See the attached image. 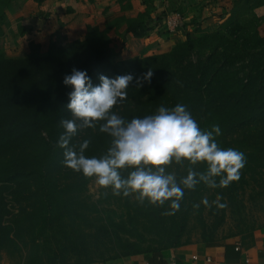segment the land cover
<instances>
[{"label": "trees", "instance_id": "1", "mask_svg": "<svg viewBox=\"0 0 264 264\" xmlns=\"http://www.w3.org/2000/svg\"><path fill=\"white\" fill-rule=\"evenodd\" d=\"M45 1L32 0L37 5ZM11 2L0 0V27L6 25ZM117 2L121 11L132 8L131 0ZM142 3V12L116 20L134 39L148 38L152 24L168 13L184 21V11L171 3L161 13L153 0ZM263 6L264 0H232L213 29L195 27L168 52L146 55L144 50L119 61L111 55L107 32L98 26H87L83 39L67 45L50 41L45 52L33 41L22 57H7L0 49V264L2 254L8 264H112L136 256L161 264L165 251L192 242L195 228L206 245L258 229L240 228L218 238L228 208L264 183V36L255 12ZM73 68L86 71L94 86L100 75H133L127 99L113 109L126 121L155 114L161 105L182 104L202 130L219 125L218 145L246 157L240 179L227 188L201 182L185 189L179 211L170 216L162 214L167 204L141 205L113 196L111 189H99L91 200V181L63 165L64 149L57 144L63 132L59 122L70 118L71 88L63 79ZM149 69L151 81L138 87L136 78ZM83 139H91L88 157H100L109 147L110 137L98 127L78 132L71 144ZM205 169L199 164L194 170ZM187 170V164L175 163L167 169L177 182ZM218 197L225 208L212 203ZM205 198L211 207L202 203Z\"/></svg>", "mask_w": 264, "mask_h": 264}, {"label": "clouds", "instance_id": "2", "mask_svg": "<svg viewBox=\"0 0 264 264\" xmlns=\"http://www.w3.org/2000/svg\"><path fill=\"white\" fill-rule=\"evenodd\" d=\"M152 75L149 69L137 77V86L150 82ZM133 79L131 74L114 79L100 75V83L94 86L86 71L75 68L64 77L63 84L71 88L66 106L70 118L60 120L63 132L57 144L64 149L66 168L93 181L97 190L111 189L113 196L132 198L141 205L167 204L169 210L162 213L167 216L179 211L185 189L194 190L201 182L213 189L227 188L240 179L246 164L244 153L221 148L216 140L222 134L219 125L202 130L186 105H161L155 114L130 121L113 112L115 106L127 99ZM97 127L110 137L109 147L100 157H88L85 152L91 139L76 145L71 141L78 132ZM173 163L188 165L187 175L179 182L175 173L167 171ZM199 164H205L206 169L195 171ZM219 199L212 203L225 208L226 204L219 203ZM202 203L211 207L206 198Z\"/></svg>", "mask_w": 264, "mask_h": 264}, {"label": "rangeland", "instance_id": "3", "mask_svg": "<svg viewBox=\"0 0 264 264\" xmlns=\"http://www.w3.org/2000/svg\"><path fill=\"white\" fill-rule=\"evenodd\" d=\"M61 1L63 3H61L62 6H59L60 9L56 13L53 11L46 16L45 13L47 12L42 9V6L35 5L31 0H13L10 14L8 13L11 31H8L9 33L5 38L0 39V49L5 55L11 58L24 56L28 50L29 42L32 41L40 44L42 52H45L50 41H59L63 45H67L72 38H82L87 23L83 21L82 24H76L75 21L76 25L73 22L69 24V15L71 13H68V4H64L66 0ZM110 1L102 0L98 4L93 5L92 9L95 12L86 11V7H83L85 6L83 5L81 9L85 16L83 19L87 20V22L98 23L97 25H100L99 27L105 30L106 23L103 19L105 14L101 10L104 4ZM140 1L143 0H131L130 2L131 5L135 6L136 11L139 10L141 5L145 6ZM168 3L169 7L171 3V8L178 9L180 10L179 12L184 11V21H180L179 28L175 31L171 32L167 29L164 19L160 24H152L151 28L153 30L149 35L152 39L139 43L140 41L132 39L130 34L126 32L125 27H118L116 30L107 28V31L105 30L111 40L109 47L114 60L119 61L139 56L141 48H148V55L168 52L175 43L183 40V35L186 32L191 33L195 27L213 29L218 24V20L215 18L221 14V11H219V5L217 6L218 10H215L216 2L214 0L201 2H197V0H166L163 7L160 6L156 12L161 13L167 10ZM160 9L162 11H159ZM136 11H134V14ZM88 12L89 16H87ZM255 12L262 19L259 31L261 36H264V6ZM171 13H168V16ZM111 14L110 16L114 18L115 14ZM91 16H93L92 20H90ZM193 19L195 23L191 24ZM21 34H24V36L21 37ZM97 194L98 190L94 182L91 181L88 185L87 196L91 200H95L97 199ZM10 210L15 211V206H10ZM225 220L224 225L218 231V238H223L230 233H236L240 228L264 227V183L261 187H256L253 192L247 191L238 203L229 207ZM192 237V241L199 239V228H195ZM2 264H8V258L4 254H2Z\"/></svg>", "mask_w": 264, "mask_h": 264}, {"label": "crops", "instance_id": "4", "mask_svg": "<svg viewBox=\"0 0 264 264\" xmlns=\"http://www.w3.org/2000/svg\"><path fill=\"white\" fill-rule=\"evenodd\" d=\"M100 1L102 0H66L64 4L65 5L68 4V13H71L69 15L70 17L69 24L72 22L75 24V21L76 24L79 23L82 24V22L85 21V23H87L85 29L87 26L99 27L100 25H97L98 23H94L90 21L87 22V20H84L83 18L85 16L83 15L81 9L83 7H86L85 8L86 11L88 10L89 12H93L94 10L92 9V6L98 4V2ZM165 1L166 0H153V4L155 5L156 10H158L160 6L163 7ZM201 1L204 0H197V2H201ZM214 1L216 2L215 10H218L217 6L219 5L218 6L219 11H221L222 14L223 12L228 10V7L230 6L232 0H228V1L214 0ZM140 2L142 3V1ZM61 3H63V1L61 0H47L41 5H37L35 3L34 4L39 7L42 6V9H44L47 12L45 13L47 16L53 11L56 13V11L60 9L59 6L61 5ZM12 5H13V0L10 4L9 9L6 12V17H7L6 25L0 27L1 28L0 39L5 38V36H7V34L9 33L8 31H11L10 30L11 22L9 21L8 15L10 14L9 12L12 8ZM141 6L137 11L135 10V6L133 5H131L132 7L131 10L121 11L117 0H111L109 3L104 4L101 12H104L105 14L103 15V19L106 23L105 30L107 31V28L108 29L111 28V30H116V28L118 27L119 28L125 27L124 22L116 23V20L121 16L134 17L137 13L142 12L144 10L145 6L142 7ZM162 10L160 9L159 11ZM134 11H136L135 14ZM89 12L87 16H89ZM111 13L115 14L114 18L113 16H110ZM151 16H154V14H152ZM92 19L93 16L90 17V20ZM84 34H85V30H84ZM23 36L24 34H21V37ZM83 37L79 39L72 38V40H81L83 39ZM132 39L135 41H140L139 43H142L141 41H145V40L147 41L149 39H152V37L150 36L147 39H134L132 37ZM144 50L146 55H148L147 53L149 51L148 48H141L140 53L141 51ZM236 248H238V250H235ZM172 262L175 264H264V227L255 229L247 233H243L238 236H234L224 240H219L217 243L211 245H206L199 240H193L188 245L170 249L163 253L161 264H171ZM145 263H146V259L144 256H136V257L112 262V264H145ZM93 264H102V263H93ZM107 264H111V263H107Z\"/></svg>", "mask_w": 264, "mask_h": 264}, {"label": "built area", "instance_id": "5", "mask_svg": "<svg viewBox=\"0 0 264 264\" xmlns=\"http://www.w3.org/2000/svg\"><path fill=\"white\" fill-rule=\"evenodd\" d=\"M167 16L165 18V25L167 29L171 32L178 29L179 28L178 26L180 25V21L182 20L181 16L178 13H174V12L171 13L168 17ZM235 250H238V248H236ZM145 264H151V263L146 260ZM171 264H175V263L172 262Z\"/></svg>", "mask_w": 264, "mask_h": 264}]
</instances>
